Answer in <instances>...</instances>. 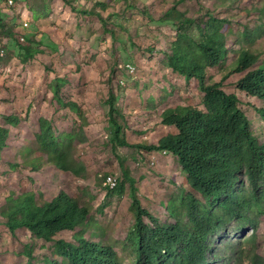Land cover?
Wrapping results in <instances>:
<instances>
[{"label": "rangeland", "instance_id": "1", "mask_svg": "<svg viewBox=\"0 0 264 264\" xmlns=\"http://www.w3.org/2000/svg\"><path fill=\"white\" fill-rule=\"evenodd\" d=\"M70 1L71 6L62 0H13L12 5L0 0V21L5 26V32L0 30V50H4L0 125L10 131L8 147L0 154V209L23 191H35L46 201L64 191L89 212L91 225L83 236L111 246L122 264H133L124 240L133 224L127 186L119 196L117 190L104 189V179L111 176L119 183L126 166L137 181L142 205L165 222L172 220L160 205L179 191L184 175L176 157L167 151L113 146L110 91L116 96L122 113L118 119L129 144L151 145L174 133L173 127L160 124L162 110L173 105L203 109V93L195 79H185L167 65L177 30L173 23L162 22L165 12L174 5L187 17L204 19L209 11L227 20L226 55L218 66L207 69L205 83L222 80L226 92L238 93L236 81L242 74L229 73L240 49L264 52V0ZM11 29L14 35H6ZM245 30L252 33L253 42L244 39ZM17 39L23 44L29 41L36 52L33 59L24 62ZM55 77H65L60 96L77 103L82 116L58 103L51 88ZM243 109L253 133L264 142V121L251 105ZM8 116H16L19 124H8ZM41 117L50 119L57 133L79 132L71 152L82 168L79 175L48 164L41 171L24 166L22 152L35 147ZM80 231V227L61 231L54 240L74 243L73 235ZM251 233L249 228L241 233L231 229L220 233L216 243ZM256 235V251L264 258V220ZM52 246L53 241H44L28 229L12 234L0 212V264H45L44 258L52 257ZM241 264L249 262L245 259Z\"/></svg>", "mask_w": 264, "mask_h": 264}, {"label": "trees", "instance_id": "2", "mask_svg": "<svg viewBox=\"0 0 264 264\" xmlns=\"http://www.w3.org/2000/svg\"><path fill=\"white\" fill-rule=\"evenodd\" d=\"M62 2L72 5L70 0ZM206 15L204 19L187 17L173 5L162 19L173 23L177 30L167 54V65L185 79L197 81L203 93V109L177 105L165 108L160 113V124L173 127L175 132L159 138L155 144L139 145L126 141L118 119L122 113L116 107L113 91L107 100L115 148L167 151L176 157L184 175L179 191L160 205L172 221L162 222L142 205L137 181L126 166L114 189L104 187L111 192L117 190L120 196L127 186L133 224L124 240L133 264H229L232 261L241 264L245 259L249 264H264V258L256 251V230L264 220V142L253 133L243 109L244 105H251L264 121V52L238 51L229 73L242 74L236 81L238 93L226 92L222 80L206 84L207 69L218 66L226 55L225 32L230 30L226 19L209 11ZM0 30L5 32L3 21ZM6 35H14V31L8 30ZM243 37L253 42L252 33L246 30ZM17 42L24 53V62L35 57L29 41L23 44L17 39ZM66 82L65 77L53 79L54 97L63 108L82 116L77 103L65 102L60 96ZM19 121L16 116L6 118L11 126ZM78 133H57L50 119L41 117L35 147L22 152L24 166L41 171L48 164L58 171L79 175L82 168L76 166L71 153ZM9 135V129L0 125V154L8 147ZM0 212L12 234L28 229L44 241H53L52 257L44 258L45 264H122L111 246L83 236L91 225L89 212L64 191L50 201L35 191H23L11 197ZM77 227L81 231L73 235L74 243L54 240L59 232ZM247 228L252 230L251 234L217 245L216 237L220 233L226 234L231 229L241 233ZM27 249L31 256L32 247Z\"/></svg>", "mask_w": 264, "mask_h": 264}, {"label": "built area", "instance_id": "3", "mask_svg": "<svg viewBox=\"0 0 264 264\" xmlns=\"http://www.w3.org/2000/svg\"><path fill=\"white\" fill-rule=\"evenodd\" d=\"M6 3H8V5H12L13 4V0H7ZM23 27L27 28L28 27V23L24 22L23 23ZM21 40L23 41L24 38L22 37ZM1 55L4 54V50L1 49L0 50ZM104 185L108 187V189H114L115 187V179H113L111 176H107L104 180Z\"/></svg>", "mask_w": 264, "mask_h": 264}, {"label": "clouds", "instance_id": "4", "mask_svg": "<svg viewBox=\"0 0 264 264\" xmlns=\"http://www.w3.org/2000/svg\"><path fill=\"white\" fill-rule=\"evenodd\" d=\"M164 153H165V151H163ZM105 180V179H104ZM105 186V185H104ZM115 186H116V180H115ZM105 187H107V186H105ZM115 188V187H114ZM106 189H108V187L106 188ZM108 190H112V189H108ZM57 196V195H56ZM55 196V197H56ZM53 199V198H52Z\"/></svg>", "mask_w": 264, "mask_h": 264}]
</instances>
